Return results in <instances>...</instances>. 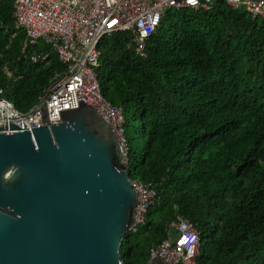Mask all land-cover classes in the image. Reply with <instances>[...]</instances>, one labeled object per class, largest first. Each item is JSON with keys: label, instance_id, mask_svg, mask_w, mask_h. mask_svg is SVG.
Wrapping results in <instances>:
<instances>
[{"label": "trees", "instance_id": "1", "mask_svg": "<svg viewBox=\"0 0 264 264\" xmlns=\"http://www.w3.org/2000/svg\"><path fill=\"white\" fill-rule=\"evenodd\" d=\"M13 4L0 0V88L27 112L65 66L45 44L23 52ZM99 50L102 95L125 114L130 178L156 192L122 239L123 264H147L178 217L197 230V264H264V19L224 1L169 9L146 57L130 32Z\"/></svg>", "mask_w": 264, "mask_h": 264}, {"label": "water", "instance_id": "2", "mask_svg": "<svg viewBox=\"0 0 264 264\" xmlns=\"http://www.w3.org/2000/svg\"><path fill=\"white\" fill-rule=\"evenodd\" d=\"M61 113L58 125L0 128V264H123L137 225L128 154L84 100Z\"/></svg>", "mask_w": 264, "mask_h": 264}, {"label": "built area", "instance_id": "3", "mask_svg": "<svg viewBox=\"0 0 264 264\" xmlns=\"http://www.w3.org/2000/svg\"><path fill=\"white\" fill-rule=\"evenodd\" d=\"M218 1L243 9L252 18L264 19V0H14L16 28L25 32L23 52L40 43L51 47L65 66L27 112H21L0 88V128L15 125L22 130L58 125L61 111L76 109L84 100L111 123L125 151L126 119L122 107L113 106L102 95L96 69L100 67L99 44L118 32H130L134 51L146 57L148 39L156 33L169 9L210 10ZM48 55L36 56L47 58ZM137 192V225L145 221L155 203L152 183L133 181ZM177 230V237L172 230ZM167 237L150 249V257L171 264H197L198 233L185 218L166 226Z\"/></svg>", "mask_w": 264, "mask_h": 264}, {"label": "crops", "instance_id": "4", "mask_svg": "<svg viewBox=\"0 0 264 264\" xmlns=\"http://www.w3.org/2000/svg\"><path fill=\"white\" fill-rule=\"evenodd\" d=\"M25 41V40H24ZM24 43V42H23ZM40 44H42V43H40Z\"/></svg>", "mask_w": 264, "mask_h": 264}, {"label": "snow or ice", "instance_id": "5", "mask_svg": "<svg viewBox=\"0 0 264 264\" xmlns=\"http://www.w3.org/2000/svg\"><path fill=\"white\" fill-rule=\"evenodd\" d=\"M190 2H191V0H190Z\"/></svg>", "mask_w": 264, "mask_h": 264}]
</instances>
